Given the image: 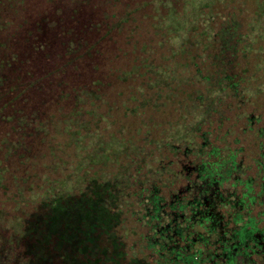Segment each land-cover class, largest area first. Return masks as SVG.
I'll list each match as a JSON object with an SVG mask.
<instances>
[{
    "label": "trees",
    "instance_id": "1",
    "mask_svg": "<svg viewBox=\"0 0 264 264\" xmlns=\"http://www.w3.org/2000/svg\"><path fill=\"white\" fill-rule=\"evenodd\" d=\"M15 1L0 0V260L264 264V99L253 95L264 79L255 77L257 56L247 51L264 0L213 6L210 45L194 64L192 50L172 56L168 34L160 29L168 6L179 14L183 0H112L98 28L67 42V35L56 36V55L52 37L22 20ZM175 61L184 66L178 73L186 83L153 89L156 71L173 69ZM219 87L225 97L197 130V148L174 145L171 152L160 151L158 163H149L163 174L162 181L153 180L150 167L132 157L123 190L100 179L102 172H123L120 167L93 164L82 170L90 175L74 194H49L78 166L77 144L113 136L144 145L150 125L171 121L172 114ZM163 101L170 110L166 119ZM49 157L55 160L52 171L42 172L41 160L45 166ZM124 158L123 164L130 162ZM28 192L43 196L32 212L17 206L19 193ZM118 196L133 206H117ZM8 201L16 203L13 210L5 209ZM14 217L23 224L17 241L13 231L2 234L9 230L5 220Z\"/></svg>",
    "mask_w": 264,
    "mask_h": 264
},
{
    "label": "rangeland",
    "instance_id": "2",
    "mask_svg": "<svg viewBox=\"0 0 264 264\" xmlns=\"http://www.w3.org/2000/svg\"><path fill=\"white\" fill-rule=\"evenodd\" d=\"M217 4L224 5V1L183 0L182 12H179V14L176 13L170 6H168V12L160 22V29L165 30L168 34L167 44L171 49L170 53L173 57L177 55L184 56V54H186V50L188 52L192 50L193 55L189 57L192 64L196 63L197 60H201L204 58L201 52L204 53V50H206V48H208V45H210V43H208L209 39L212 36L210 18L214 16L212 8ZM252 7L254 8V5H252ZM257 12V16L251 24L253 32H251L249 38L250 44L247 48V51L249 56H257V71L259 72V74H255V77L259 75L261 76L260 79H264V11L261 12V10L259 9V11ZM206 37L207 40L206 43H204ZM161 46L162 43H160V47ZM158 51H160V49H158ZM199 51L200 53H198ZM177 62L178 61H175L173 69L166 70L164 68H160L156 71V78L152 86L153 89L160 90L161 92L165 88L168 89L170 85L182 86L186 83V77L178 73V71L180 70L183 73L182 70L184 69V66L180 65V63L178 64ZM252 81L253 84H255V80ZM225 94L226 92L223 87H219L207 93V95L203 99L199 100V103H197L196 101H192L190 103V106L179 111L178 115H175V113L172 114L170 118L171 121H166L164 123H161L160 125H150L151 129H148L146 135L143 136L144 145L140 144V139L138 140L139 144L135 145V142L133 141V143L128 144V142L126 143L124 140H119L118 138L113 136L110 137V139L106 142H102L98 137H92L87 145L88 147L83 143L77 144L74 153L80 160L78 162V166L73 169V172L67 174L66 177L60 182V184H58V189L51 191L52 193L49 194H54V192H57L58 196H64L65 194H74L75 190H79V188L74 187H78L79 184H81L82 181L87 177L88 172H83L82 170L88 168L93 164L102 167L113 164L120 167L123 172L117 174L116 176H111L106 174L105 172H102L100 174V179L104 183L111 182L118 189L123 190L130 182L128 173H130V165L133 163L132 161H130V158L133 157L136 159V161H141V165L144 164V167L145 164L150 167L149 163L155 164L159 162L161 150L167 148L171 152L174 145H179L181 147L191 146L193 148H197V130L202 125L204 126L206 123L210 122V113L215 109L216 103L219 100L224 99ZM253 95L258 100L264 99V81H261L255 86ZM166 96L164 97V99H167V101H169V97ZM256 102L258 101L256 100ZM165 105L166 102L163 101V103L160 104V110L161 108L163 109L164 112L161 113L162 118L165 117L166 119V116L169 115L170 110L167 111L166 109H164L165 107H162ZM133 121H135V119ZM53 144L55 146L57 145L56 142H54ZM148 145H151V147H154V149L150 148V146ZM138 146H140V148ZM17 147L20 148V145H18ZM57 155L63 156L62 158L67 157L59 150L57 151ZM125 156L128 157L127 160L130 162L123 164L122 161H125ZM146 159H148L149 162L145 163ZM45 161L46 164L45 166H43L41 160L40 170L44 172V170L49 167L48 169L52 171L51 164L55 161L53 157H49L48 159H45ZM10 165H13L12 161ZM28 169L30 168L28 167ZM49 170H47V172H49ZM150 171L152 173L151 178L153 180L157 178L162 181L163 174L156 173L153 169H151ZM167 174H169V170L167 171ZM1 175L2 172L0 173V183L2 182ZM51 177H54V175H51ZM93 177L95 176L93 175L92 178ZM96 179L100 180L99 178ZM38 192H40L39 189H37V193ZM37 193H19L18 197H16V201L19 202V205L17 206H22L20 208L25 212H32V210L36 206L40 205L39 203L43 198V196H37ZM47 194L48 192H45V195ZM126 201L127 200L125 197L118 196L117 206H133L129 205V202L124 204V202ZM4 206H7L5 207V209L7 210H13L14 206H16V203L13 201H8L4 204ZM17 209L18 207H16V210ZM19 215H22V217H24L23 212H19ZM55 216L57 217L58 215L55 214ZM3 219L4 218L0 213V227L3 226ZM21 220L22 219H20L19 217L5 220V222L8 223L7 225H4L9 230H5L2 232L4 237H8L13 231L15 240L17 241L23 233V224ZM120 233L123 234L122 231ZM130 240H135V238L131 236ZM12 241L14 243L13 247L15 248V250L19 251V246H16L14 238ZM130 244L131 242H129L128 245ZM0 264L18 263L17 261H14L13 258H5L2 261L0 260Z\"/></svg>",
    "mask_w": 264,
    "mask_h": 264
},
{
    "label": "crops",
    "instance_id": "3",
    "mask_svg": "<svg viewBox=\"0 0 264 264\" xmlns=\"http://www.w3.org/2000/svg\"><path fill=\"white\" fill-rule=\"evenodd\" d=\"M112 3V0H17L14 10L21 14L22 20L32 22V26L36 24L33 28L36 33L52 37L49 38L50 50L56 55L59 45L55 42L56 36L67 35L63 38L67 42L87 28H98L107 20Z\"/></svg>",
    "mask_w": 264,
    "mask_h": 264
}]
</instances>
